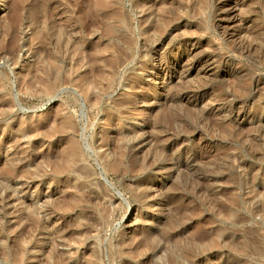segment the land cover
<instances>
[{
	"label": "rangeland",
	"instance_id": "rangeland-1",
	"mask_svg": "<svg viewBox=\"0 0 264 264\" xmlns=\"http://www.w3.org/2000/svg\"><path fill=\"white\" fill-rule=\"evenodd\" d=\"M0 264H264V0H0Z\"/></svg>",
	"mask_w": 264,
	"mask_h": 264
},
{
	"label": "bare ground",
	"instance_id": "bare-ground-1",
	"mask_svg": "<svg viewBox=\"0 0 264 264\" xmlns=\"http://www.w3.org/2000/svg\"><path fill=\"white\" fill-rule=\"evenodd\" d=\"M169 64H170V63H169ZM169 64H168V65H169ZM191 65H192V64H191ZM163 69H164V68H163ZM159 70H160V69H159ZM184 93H185V92H184ZM184 95H187V94H184ZM184 95H183V96H184ZM187 96H188V95H187ZM185 97H186V96H185ZM202 115H203V114H202ZM202 115H201V116H202ZM228 116H229V114H228ZM237 116H238V115H237ZM203 118H205V117H203ZM229 119H231V118H229ZM232 120H233V119H232ZM232 122H233V121H232Z\"/></svg>",
	"mask_w": 264,
	"mask_h": 264
}]
</instances>
